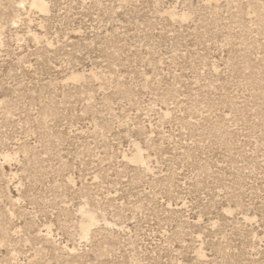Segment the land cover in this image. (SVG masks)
<instances>
[{"label":"rangeland","instance_id":"1","mask_svg":"<svg viewBox=\"0 0 264 264\" xmlns=\"http://www.w3.org/2000/svg\"><path fill=\"white\" fill-rule=\"evenodd\" d=\"M0 0V264H264V0Z\"/></svg>","mask_w":264,"mask_h":264},{"label":"bare ground","instance_id":"2","mask_svg":"<svg viewBox=\"0 0 264 264\" xmlns=\"http://www.w3.org/2000/svg\"><path fill=\"white\" fill-rule=\"evenodd\" d=\"M32 4L36 7H39L41 10L44 9V4L41 2V0H32ZM45 10V9H44Z\"/></svg>","mask_w":264,"mask_h":264}]
</instances>
